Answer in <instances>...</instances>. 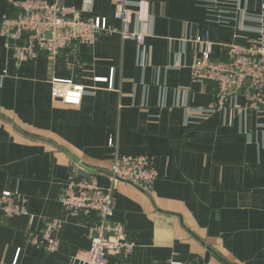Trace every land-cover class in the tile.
Returning <instances> with one entry per match:
<instances>
[{
    "label": "crops",
    "instance_id": "0c3cea01",
    "mask_svg": "<svg viewBox=\"0 0 264 264\" xmlns=\"http://www.w3.org/2000/svg\"><path fill=\"white\" fill-rule=\"evenodd\" d=\"M45 1L120 28L111 0H91L88 12L84 0ZM129 1L148 13L145 23L134 15L130 24L146 34L142 50L100 34L92 45L53 58L39 54L15 68L0 38V195L25 197L29 213L0 222V264H71L87 249L94 219L67 216L59 197L75 171L93 173L108 188L114 154L150 158L158 179L148 191L117 184L111 221L125 227L135 248L106 264H264V117L187 114L214 101L213 87L191 82L200 50L191 40L209 34L212 57L222 59L219 44L258 37V24L244 21V13L259 15L264 0ZM10 2L0 0V19ZM52 80L85 87L80 105L53 100ZM40 218L64 221L55 256L27 242Z\"/></svg>",
    "mask_w": 264,
    "mask_h": 264
},
{
    "label": "built area",
    "instance_id": "2783aa9c",
    "mask_svg": "<svg viewBox=\"0 0 264 264\" xmlns=\"http://www.w3.org/2000/svg\"><path fill=\"white\" fill-rule=\"evenodd\" d=\"M111 2L114 6L113 17L120 23V28L108 27L101 18H82L80 11L51 5L45 0H11V12L0 19V38L11 48L13 66L17 68L39 54L53 58L61 51L71 50L77 45H92L100 34H117L122 40L131 41L138 50H142L146 34L131 31L130 24L134 15L142 24L147 21L148 13L140 12L143 3L132 4L129 0ZM221 3L226 4L224 0ZM132 7H136L137 12ZM81 10L90 11L91 0H84ZM222 12L217 11L215 14ZM216 18L223 17L216 15ZM244 21L258 24L252 29L258 37H244L245 42L239 44L236 41L241 37L234 36L233 42L219 44L223 50L222 59L212 57L215 43L209 34L191 40L194 46L200 48L199 56H193L190 66L191 82L201 87H213L214 101L206 108H188V119L204 120L214 113L229 111H250L264 117V3L259 15L244 13ZM46 33L50 37H45ZM51 86L52 99L64 105L78 106L86 94L85 87L67 80H52ZM240 99L242 104L239 103ZM106 177L109 186L101 188L93 173L72 172L59 197V203L67 216L94 219L87 234L88 248L78 250L72 256L71 264H106L109 256L126 260L134 251L135 245L127 240L125 227L111 221L115 207L114 189L117 184L125 183L141 186L148 191L158 175L152 160L146 156L134 158L114 154ZM27 205L28 200L16 192H2L0 222H10L14 218L29 215ZM63 225L64 221L59 219L40 218L39 230L28 234L27 242L45 254L55 256L60 250L57 235ZM168 263L177 264L173 261Z\"/></svg>",
    "mask_w": 264,
    "mask_h": 264
},
{
    "label": "water",
    "instance_id": "95a60500",
    "mask_svg": "<svg viewBox=\"0 0 264 264\" xmlns=\"http://www.w3.org/2000/svg\"><path fill=\"white\" fill-rule=\"evenodd\" d=\"M45 37H50V36H49V33H46V34H45Z\"/></svg>",
    "mask_w": 264,
    "mask_h": 264
}]
</instances>
